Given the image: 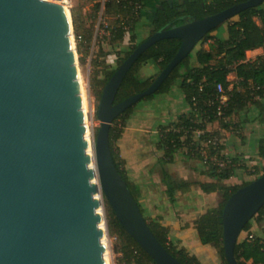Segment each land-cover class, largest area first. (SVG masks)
<instances>
[{"label": "water", "instance_id": "water-1", "mask_svg": "<svg viewBox=\"0 0 264 264\" xmlns=\"http://www.w3.org/2000/svg\"><path fill=\"white\" fill-rule=\"evenodd\" d=\"M58 1V0H57ZM263 0L162 29L140 42L102 88L89 168L85 129L64 6L46 0H0V264H105L95 199H102L122 229L154 264H182L156 240L118 174L109 128L119 115L154 95L202 38ZM179 48L148 87L114 104L134 62L156 42ZM264 206V169L223 203L221 239L227 264L243 227Z\"/></svg>", "mask_w": 264, "mask_h": 264}, {"label": "trees", "instance_id": "trees-1", "mask_svg": "<svg viewBox=\"0 0 264 264\" xmlns=\"http://www.w3.org/2000/svg\"><path fill=\"white\" fill-rule=\"evenodd\" d=\"M148 1L105 0L104 2V15L113 18L106 31L108 44L121 43L125 38L126 31L131 33L129 40L132 45L118 58L117 66L144 40L135 43L133 27L142 17ZM245 1L247 0H163L156 6L149 20L148 36L162 29L203 19ZM136 5L140 6L138 10H135ZM93 7L97 11L100 5L95 3ZM72 24L75 39H81L73 15ZM225 24L226 30L223 38L211 35L221 26L205 35L199 43L207 44L206 49L200 48L194 54L191 52L169 74L154 95L141 100H152L157 95L167 94L179 82L188 112L179 116L175 123L159 127V141L156 148L163 152V157L158 163L160 165L171 163L176 153L185 150L187 157L192 156L205 166L206 170L202 174L210 182L197 185L203 193H218L222 202L217 208L210 209L199 216L193 222V227L202 245L211 244L214 247L221 264H227L223 255L221 239L223 203L239 187L247 183L232 186L224 184V181L228 180L236 169L244 167L238 166L235 159L226 160L222 154V147L218 144L219 133L217 131L208 132L206 127L217 123L220 130H227L231 118L247 106L256 111L255 120L259 124H264V0L259 6L240 12ZM179 45V40L165 39L148 48L127 71L117 89L113 103H119L144 91L159 71L172 59ZM257 49H261L263 55L256 57L253 61H245V53ZM147 63L155 64L158 72L152 77L141 79L140 70ZM115 69H109L102 63V79L99 81L101 89ZM230 74L236 79L234 84L227 81V76ZM217 85L221 87V94L216 90ZM100 95L101 91L96 94L98 100ZM220 95L226 97L224 105L219 103ZM135 106L114 119L109 128L108 139L113 164L142 214L137 202L138 189L127 181L123 168L124 163L115 147V143L125 127V122L133 113ZM196 133H200V135H197L195 140ZM203 153L205 156L202 155ZM257 156L264 160V138L258 142ZM213 157L228 162L223 168H218L210 160ZM251 174L257 176L260 173L254 170ZM163 177L165 181H168L166 193L170 201L173 199L175 191L186 192L191 186V184L182 181H172L165 172H163ZM103 202L108 235L116 238V252L120 254L124 264H154L151 258L122 229L104 199ZM263 217L264 206L243 227L241 233H245V237L238 240L234 247L236 264H264V241L249 233L251 221L259 223ZM144 220L156 240L173 258L182 264H199L195 257L188 255L184 249H178L168 240L167 228L145 218Z\"/></svg>", "mask_w": 264, "mask_h": 264}, {"label": "crops", "instance_id": "crops-1", "mask_svg": "<svg viewBox=\"0 0 264 264\" xmlns=\"http://www.w3.org/2000/svg\"><path fill=\"white\" fill-rule=\"evenodd\" d=\"M161 1L149 0L146 4L142 17L147 18V29L154 9ZM187 112L188 106L177 82L169 93L155 96L150 102L135 109L126 120L115 147L124 163L127 181L138 189L137 202L143 217L167 228L168 240L178 249H184L188 255L195 257L199 264H221L214 247L211 244L202 245L193 227V222L199 216L217 208L222 202L218 193H203L197 185L210 182L202 174L206 170L205 166L199 160L187 157L185 151L176 153L171 163H158L163 157V152L156 148L159 127L175 123L179 116ZM239 114H242V137L226 133L219 126H212V130L223 132L218 141L222 154L228 159H235L238 166L244 167L236 169L224 181L228 186L248 183L254 180L255 175L251 174L254 170L261 173L264 169V160L257 156L258 142L264 138V124L255 120V110L247 111L245 108ZM251 167V173H245ZM163 172L174 182L191 184L189 190L175 191L170 201L166 193L168 181L164 180ZM249 233L264 241V217L259 223H250Z\"/></svg>", "mask_w": 264, "mask_h": 264}, {"label": "rangeland", "instance_id": "rangeland-1", "mask_svg": "<svg viewBox=\"0 0 264 264\" xmlns=\"http://www.w3.org/2000/svg\"><path fill=\"white\" fill-rule=\"evenodd\" d=\"M52 3H56L59 5H63L66 7L68 12V18L70 22V40H71V47L74 53L75 58V65L77 67V73L79 82L81 84L82 90H84L89 98L87 103V121L86 125L88 127L89 131V151H92L93 153V144H94V137L96 134V131L99 127V121L96 119V109L99 100L96 97V94L99 91H102L100 88L99 81L102 79V63L105 66H108L109 69H115L117 67L116 62L121 55L128 51L132 45L130 43V36L131 33L127 30L125 34V38L121 43L115 44V45H109L108 44V33L107 27L110 22L113 21V18L106 17L104 15V2L103 0H64V3L61 4V0H46ZM57 1V2H56ZM59 2V3H58ZM95 3H99L100 7L96 11L93 7ZM72 15L76 22L77 31L81 35V39H75L74 36V30H73V24H72ZM147 18L141 17L136 24L134 25L133 33L135 36V43H138L139 41L145 39L148 37V29H147ZM225 30H226V24L221 26V28L213 33H211L212 36L217 38H223L225 36ZM207 44H201L198 43L192 53L194 54L197 50L200 48L206 49ZM263 55V51L261 49H257L255 51H252L250 53H245V61H253L256 57ZM157 67L151 63H147L145 67H142L140 70V78L145 79L148 77H152L153 75L157 74ZM155 72V73H153ZM227 81L234 84L236 82V79L234 76L228 75ZM104 87V86H103ZM158 96V95H157ZM150 102V100L147 101H140L136 104L135 109L142 107L146 103ZM247 111L252 110V107L247 106ZM133 111V112H134ZM246 115V114H245ZM240 117H242V114L236 115L231 118L229 127L225 131L226 133L233 134L237 137H242L243 133L241 130V122ZM249 117V115H248ZM218 127L217 123H214L212 125H207L209 128H206L208 132L213 131H219V130H212V126ZM220 135L223 134V132H218ZM139 137V136H138ZM194 139H196V135L194 136ZM219 144V143H218ZM204 145V144H203ZM220 145V144H219ZM116 146V143H115ZM185 151V150H182ZM189 158H194L192 156H189ZM197 160L196 158H194ZM93 161H94V153H93ZM262 167V166H261ZM252 167L245 171V173H251ZM262 173L259 175H255L254 179L259 177ZM97 193H98V201H100V215L103 218L102 223V229H103V235L105 240V248L107 249L108 254V264H124V262L121 259V256L119 253L116 252L117 249V243L116 238L109 236L107 229H106V220H105V210H104V202L101 197L98 181H97ZM253 223V221H251ZM245 237V233H241L238 240H241ZM104 254V253H103Z\"/></svg>", "mask_w": 264, "mask_h": 264}, {"label": "bare ground", "instance_id": "bare-ground-1", "mask_svg": "<svg viewBox=\"0 0 264 264\" xmlns=\"http://www.w3.org/2000/svg\"><path fill=\"white\" fill-rule=\"evenodd\" d=\"M60 2H61V4H63L64 3V0H61ZM64 8L66 10V15L68 17L67 9H66L65 6H64ZM68 21H69V18H68ZM75 68H76V77H77L78 86H79V96H80V100H81V110H82L83 124H84V129H85L84 136H85V141H86V144H87V147H86L87 148V155L90 158L89 168L92 169L94 171V173H95L96 172V168H95V164H94V161H93V153H92V151H89V141H90V137H89L88 127L86 125V121H87L86 108H87V103H88L89 96H88V94L84 90H82L81 84H80L79 78H78V73H77V67H76V65H75ZM92 183H94L95 185H97V176L96 175L93 177ZM95 199L98 200V193L97 192L95 194ZM97 210H98V214H100L99 208ZM99 227L103 231V229H102V223L99 224ZM101 243L104 246V254H103L104 263L105 264H108V254H107V249L105 248L104 235H102V237H101Z\"/></svg>", "mask_w": 264, "mask_h": 264}, {"label": "built area", "instance_id": "built-area-1", "mask_svg": "<svg viewBox=\"0 0 264 264\" xmlns=\"http://www.w3.org/2000/svg\"><path fill=\"white\" fill-rule=\"evenodd\" d=\"M103 1H105V0H103ZM140 8V6L139 5H136L135 6V10H138ZM216 90H217V92L218 93H222V90H221V87H220V85H217L216 86ZM225 101H226V97L224 96V95H220L219 96V103L221 104V105H224V103H225ZM197 135H200V133H196ZM203 156H205V154L203 153L202 154ZM226 158V157H225ZM228 158H226V160H227ZM218 168H223L226 164H227V162L228 161H222V160H217V159H215V157H213V158H211L210 159Z\"/></svg>", "mask_w": 264, "mask_h": 264}]
</instances>
